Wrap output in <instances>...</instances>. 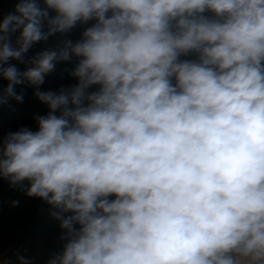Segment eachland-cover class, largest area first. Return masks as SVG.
I'll return each instance as SVG.
<instances>
[{"label": "clouds", "instance_id": "9594fccd", "mask_svg": "<svg viewBox=\"0 0 264 264\" xmlns=\"http://www.w3.org/2000/svg\"><path fill=\"white\" fill-rule=\"evenodd\" d=\"M73 57L78 82L40 90ZM0 79V105L27 82L49 108L0 138V177L66 230L49 264H264V0H18Z\"/></svg>", "mask_w": 264, "mask_h": 264}, {"label": "trees", "instance_id": "16d2710c", "mask_svg": "<svg viewBox=\"0 0 264 264\" xmlns=\"http://www.w3.org/2000/svg\"><path fill=\"white\" fill-rule=\"evenodd\" d=\"M18 0H0V7L8 14L14 11ZM43 6V0H38ZM50 15L56 13L52 10ZM205 15L214 16L212 12ZM96 21L77 23L67 33H57L47 41L35 43L44 47L41 52L67 51L69 43L82 39V34L87 27ZM46 30V27H45ZM196 54L182 56L181 59H196ZM78 58L71 61H55V68L45 76V83L40 87L42 91H58L61 86H70L78 81L69 75L68 69L74 68ZM10 64L16 65L21 71L29 66L17 60H10ZM7 81L0 79V87H6ZM99 86H93L95 90ZM17 94L23 93L24 100L18 103L15 99H9L8 103L0 105V138L6 137L9 131H18L21 127H28L33 131L38 130L35 121L37 115H46L48 105L41 102L35 95L36 89L24 85H17ZM28 181L22 185L12 186L6 178L0 177V255L7 257L6 264H49L56 255L63 250L65 240L61 239L66 231L61 228V220L53 215L52 207L38 197H29L22 187L27 186ZM114 199L115 197H110ZM23 258V259H21Z\"/></svg>", "mask_w": 264, "mask_h": 264}, {"label": "water", "instance_id": "95a60500", "mask_svg": "<svg viewBox=\"0 0 264 264\" xmlns=\"http://www.w3.org/2000/svg\"><path fill=\"white\" fill-rule=\"evenodd\" d=\"M7 13L0 7V22L3 20V16ZM19 36V31L15 34H13V42L15 41L16 37ZM44 47V43L42 44H34L32 48L28 51V53L25 55L24 60L27 61L31 57H35L37 53H40ZM26 64V63H25Z\"/></svg>", "mask_w": 264, "mask_h": 264}, {"label": "built area", "instance_id": "2783aa9c", "mask_svg": "<svg viewBox=\"0 0 264 264\" xmlns=\"http://www.w3.org/2000/svg\"><path fill=\"white\" fill-rule=\"evenodd\" d=\"M6 262H7V257H6V254H5V255L0 257V264H6Z\"/></svg>", "mask_w": 264, "mask_h": 264}, {"label": "crops", "instance_id": "0c3cea01", "mask_svg": "<svg viewBox=\"0 0 264 264\" xmlns=\"http://www.w3.org/2000/svg\"><path fill=\"white\" fill-rule=\"evenodd\" d=\"M3 256V255H0V257Z\"/></svg>", "mask_w": 264, "mask_h": 264}]
</instances>
